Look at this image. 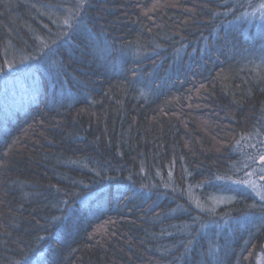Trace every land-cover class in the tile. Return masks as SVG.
<instances>
[{
  "label": "trees",
  "instance_id": "16d2710c",
  "mask_svg": "<svg viewBox=\"0 0 264 264\" xmlns=\"http://www.w3.org/2000/svg\"><path fill=\"white\" fill-rule=\"evenodd\" d=\"M255 5L0 0V264H260Z\"/></svg>",
  "mask_w": 264,
  "mask_h": 264
},
{
  "label": "rangeland",
  "instance_id": "374dc122",
  "mask_svg": "<svg viewBox=\"0 0 264 264\" xmlns=\"http://www.w3.org/2000/svg\"><path fill=\"white\" fill-rule=\"evenodd\" d=\"M255 8L256 9L254 11L252 10L251 13H249L246 19L248 18V23L253 24L255 30L260 27V33H262L261 31L264 29V0H256ZM256 193L258 196L264 198V186L260 189H257ZM259 262L260 264H264V256L261 255L259 257Z\"/></svg>",
  "mask_w": 264,
  "mask_h": 264
}]
</instances>
